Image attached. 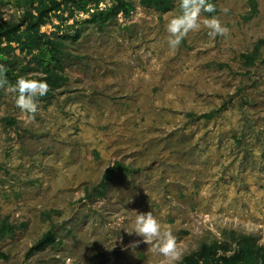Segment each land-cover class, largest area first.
I'll return each mask as SVG.
<instances>
[{
    "label": "rangeland",
    "instance_id": "rangeland-1",
    "mask_svg": "<svg viewBox=\"0 0 264 264\" xmlns=\"http://www.w3.org/2000/svg\"><path fill=\"white\" fill-rule=\"evenodd\" d=\"M130 1V17L101 27L87 23L98 9L63 3L40 31L61 43L60 57L12 45L15 76L55 72L65 82L38 98L34 118L15 106L12 84L0 87V231L14 229L0 237V264H180L231 232L264 246V0L254 15L250 0H215L228 33L209 36L202 11L176 48L166 24L179 1L166 13ZM38 6L0 0V26ZM223 104L212 119L188 117ZM116 163L132 172L99 197ZM150 211L174 236L175 261L152 251L155 239L128 233L137 212ZM48 231L57 244L28 256Z\"/></svg>",
    "mask_w": 264,
    "mask_h": 264
},
{
    "label": "trees",
    "instance_id": "trees-1",
    "mask_svg": "<svg viewBox=\"0 0 264 264\" xmlns=\"http://www.w3.org/2000/svg\"><path fill=\"white\" fill-rule=\"evenodd\" d=\"M38 2L39 6L36 12L28 11L23 13L17 23L5 22L0 26V79H4L6 83L14 84L16 79L21 76H15L14 65L16 60L10 58V51L13 50L12 45L17 44L28 48L29 50L48 48L60 57L62 56L61 43L53 39H47V36L42 34L41 27L46 25L53 16H56L62 11V5L72 4L73 7L81 11H87L89 6H93L98 11L92 16L87 23L90 25H99L100 27L105 23L114 21L120 15L130 17L135 10V5L130 0H110L114 2V6L106 10H100L99 6L106 0H32ZM140 6L157 10L161 13L170 11L173 7V3L176 0H137ZM179 1V0H178ZM216 9L214 13L204 12L206 16H216L220 14V10L215 0H209ZM253 15L257 13V3L255 0H250ZM30 41V43L24 42V39ZM6 46L4 47L3 45ZM264 44V41L259 42ZM258 49L252 54L244 55L243 58L246 61V66H252L258 60ZM7 52V57L2 59L3 53ZM2 63V64H1ZM2 65V66H1ZM33 78V77H30ZM48 86V94L41 99L52 97L54 92L57 91L65 78L61 77L55 72L49 73L43 77ZM226 104L208 114L194 115L189 114L188 117L192 121L209 120L218 115ZM14 123V120H10ZM131 168L116 163L114 166L109 167L103 176L99 188V197H103L106 192L107 185L114 180L117 173L130 174ZM0 237L4 238L8 234H13L14 229L11 226L2 227L0 231ZM57 239L52 231L45 233L29 250L28 256L44 251L46 248L56 245ZM222 254V255H221ZM228 254H231L228 256ZM8 256L0 251V261L7 260ZM180 264H264V246H260L257 240L253 236L239 235L235 232L229 234V238L224 242L204 243L200 248L185 256Z\"/></svg>",
    "mask_w": 264,
    "mask_h": 264
},
{
    "label": "clouds",
    "instance_id": "clouds-1",
    "mask_svg": "<svg viewBox=\"0 0 264 264\" xmlns=\"http://www.w3.org/2000/svg\"><path fill=\"white\" fill-rule=\"evenodd\" d=\"M179 8L180 13L169 19L166 24V31L169 34L167 42L171 48L178 47L189 32L200 28L199 16L202 11L207 13L216 11L209 0H179ZM224 11L227 12L228 9H224ZM203 26L208 30L211 37L225 36L228 33V29L222 26L216 16L204 19ZM5 83L4 79H0V87H4ZM6 90L15 94V106L22 113L34 118L38 110V98L48 94L49 86L43 77L21 76ZM128 233H135L142 237L143 242L148 245L155 239L156 242L152 244V251L169 261H175L178 258L174 236L170 232L161 231V225L151 211L147 213L137 212L133 221V230Z\"/></svg>",
    "mask_w": 264,
    "mask_h": 264
}]
</instances>
